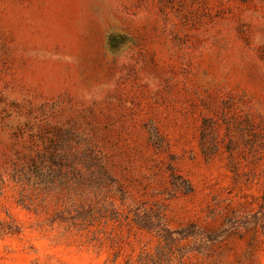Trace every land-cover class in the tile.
<instances>
[{
  "label": "rangeland",
  "instance_id": "rangeland-1",
  "mask_svg": "<svg viewBox=\"0 0 264 264\" xmlns=\"http://www.w3.org/2000/svg\"><path fill=\"white\" fill-rule=\"evenodd\" d=\"M0 264H264V0H0Z\"/></svg>",
  "mask_w": 264,
  "mask_h": 264
}]
</instances>
